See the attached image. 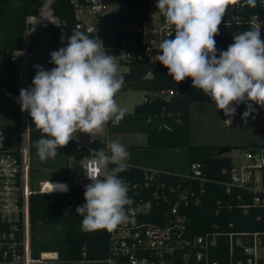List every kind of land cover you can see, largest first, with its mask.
I'll list each match as a JSON object with an SVG mask.
<instances>
[{"label":"trees","instance_id":"obj_1","mask_svg":"<svg viewBox=\"0 0 264 264\" xmlns=\"http://www.w3.org/2000/svg\"><path fill=\"white\" fill-rule=\"evenodd\" d=\"M86 4L87 0H78ZM109 3L119 4L120 7L113 15L119 22L142 27L149 19V0H105ZM42 0H0V83L15 92L19 91V64L13 61L15 52L23 48L24 34L27 28V16L39 10ZM55 14L63 22L62 24L46 25L43 31L50 34L48 48L60 47V31H65L66 46L68 39L76 29L78 17L76 6L72 0H55L53 3ZM254 10L261 11L259 3ZM85 32L93 39V34ZM142 30L126 28L118 29L116 44L123 38L127 40L126 48L130 55L120 57L118 64L127 65V70H118L124 76V84L121 89H143L160 92V95L148 96L147 99L136 104L132 112L125 113L119 125L112 120L108 121V131H143L147 133V144L144 145L150 153H156L167 149L182 148L186 152L185 170L165 169L171 172H186L190 169L192 162L199 161L202 164L204 175L210 180H185L183 185H191L200 197V202L192 204L184 209L187 211L189 226L196 234L204 233L209 229L216 230H252L261 233L264 243V207L252 205L246 208L244 203H251L253 193L240 187H232L226 190L222 182L216 180L227 178L223 173L224 168L233 166V158L225 153H220L222 145L234 147H246L245 149L257 150L264 148V138L261 140L250 137L246 143L232 141L198 142L195 137L196 119L194 114L195 101L199 104H215L211 98L206 96L202 90L192 86V78L176 83L168 75V69L157 59L151 58L145 51L142 43ZM111 54L110 51L106 52ZM174 93L169 95L168 90ZM216 105V104H215ZM255 119L259 127L264 129V108L253 102ZM240 108L244 112L245 105ZM255 121V120H254ZM113 123V124H112ZM9 135V134H8ZM42 132L36 129L31 119L30 147L32 176L42 170L41 163L35 143L41 138ZM78 139L72 135V140L67 146L58 149V155H64L65 177L69 179L68 158L76 157L80 160L89 150L78 147ZM11 147L17 148L18 141L9 135ZM96 148L105 146V142L99 139L94 141ZM138 152L134 156L137 155ZM129 161V160H127ZM127 163V170L119 173V177L126 183L143 182L146 179V171L137 163ZM115 165L110 164V169ZM157 168H160L156 165ZM162 177L171 182L182 181L178 175L162 173ZM264 178V170H263ZM87 184L72 185L69 190L54 192H34L30 199V216L32 231V254L38 257L41 251L48 252L57 250L59 258L67 261H77L85 264H98L96 261L104 259L109 252L110 231L98 229L92 232H84L80 229L83 219L76 213L77 206L83 205L84 186ZM35 186V185H34ZM161 210L153 209L152 217ZM68 213V214H65ZM65 214V215H64ZM232 223L233 225H230ZM51 227L53 233L46 237V228ZM59 227L62 232L59 234ZM223 251L217 257L221 264H229L228 240L222 238ZM239 257H244L241 247H237ZM237 264V263H235Z\"/></svg>","mask_w":264,"mask_h":264},{"label":"built area","instance_id":"obj_2","mask_svg":"<svg viewBox=\"0 0 264 264\" xmlns=\"http://www.w3.org/2000/svg\"><path fill=\"white\" fill-rule=\"evenodd\" d=\"M42 1L39 10L27 16L23 48L17 50L13 57L15 62L18 54H21V62H16L20 67L19 91L15 92L1 86L5 94L15 101L19 98L21 88L28 89L32 85L28 81L26 67L27 53L35 34L43 31L46 25L63 23L55 14L53 8L55 0ZM72 1L77 11L84 13L76 27L93 34V39L97 43H103L104 48L101 50L104 52L122 49V57L130 55L125 38L116 44L118 29L142 30L143 47L153 59H157L162 40L175 38L174 25L167 24L163 15L154 24L138 28L132 25L122 27L120 22L113 18L120 7L119 4L105 0H87L86 4L79 3L78 0ZM257 3L264 11V2L257 0ZM218 28L219 34L214 37L218 49L217 56L234 42L233 35L247 30L260 28L261 40L264 41V15L261 11L254 10V7L245 6L244 0L227 7ZM170 32L172 34L168 36ZM173 93V89L168 90L169 95ZM160 94L154 92L153 96ZM21 113L22 132L17 148L11 147L8 143L9 135L0 125V264H40L49 258H59L58 251H52L54 257H46L44 251H41L38 257L32 254L30 199L34 192H48V187L46 180L40 181L38 188L32 185L31 116L28 111ZM95 140L97 138L91 137L86 141H78V147H85L89 152L78 161L77 180L74 182L68 180V190L74 184L91 182L82 165L95 166L92 150L108 151L107 144L110 142H106L102 148H96ZM233 162L230 169H223L227 178L216 181L222 182L228 192L232 187H240L253 193L252 202L244 203L246 208L252 205L264 207V148L246 149L244 160ZM144 168L149 173L143 182L126 183L127 195L133 200L131 205L126 206L128 219L110 231L108 255L96 261L98 264H221L217 254L223 251L222 238L228 240L229 264H264V253L261 251L264 243L258 231L209 229L196 234L190 228L187 211L184 209L199 203L200 197L191 185H183V181L210 180L204 175L201 162H192L186 172ZM107 169L110 170V164ZM162 173L178 175L182 181L171 182L162 177ZM153 209L161 210L154 214L155 218L152 217ZM237 247H241L244 257L237 256Z\"/></svg>","mask_w":264,"mask_h":264},{"label":"clouds","instance_id":"obj_3","mask_svg":"<svg viewBox=\"0 0 264 264\" xmlns=\"http://www.w3.org/2000/svg\"><path fill=\"white\" fill-rule=\"evenodd\" d=\"M238 2L157 0V8L167 24L174 25L175 32L174 39L160 42L157 61L176 83L191 77L192 86L223 110L228 124L236 115V105L245 104L241 116L244 120L256 111L253 102L264 108V41L260 28L233 35L234 42L217 56L214 37L219 34L218 26L227 7ZM256 3L244 0L245 6L256 7ZM102 48L103 43L76 28L66 47L50 53L49 63L56 67L45 70L35 65L32 85L20 89L17 102L21 111L29 112L43 134L35 143L41 161L55 158L58 149L72 140L73 133L99 132L109 120L119 125L124 118L126 110L114 99L124 76L118 71L114 55ZM107 149L92 150L95 166L82 165L91 181L84 186L86 202L75 209L83 217L80 229L84 232L113 231L127 221L126 206L133 203L118 175L127 170L130 153L118 141L108 143ZM109 164L115 167L108 170ZM49 185V193L68 190L66 183Z\"/></svg>","mask_w":264,"mask_h":264},{"label":"rangeland","instance_id":"obj_4","mask_svg":"<svg viewBox=\"0 0 264 264\" xmlns=\"http://www.w3.org/2000/svg\"><path fill=\"white\" fill-rule=\"evenodd\" d=\"M149 19L145 22V26L149 24L157 23L161 16L163 15L157 8V0H149ZM79 15L84 16L82 11L78 12ZM120 26L126 27L129 26L128 23L121 22ZM50 34L47 31H41L35 34L33 41L29 46L27 53V75L29 83H32L33 77L36 74L37 69L35 65H41L45 70H50L56 65L49 63L50 53L52 51L59 50L61 47H66L65 42V31L62 29L60 31V47L59 48H48ZM122 49H116L112 52L114 59L117 62L119 55H122ZM1 56V55H0ZM119 59V58H118ZM17 61L21 62V54H18ZM1 62V60H0ZM118 64V63H117ZM127 65L118 64V70H127ZM3 86L0 83V125L6 130L7 134L13 137L14 140L20 142L21 132H22V113L20 106L11 97L7 96L4 90L1 88ZM146 94H151L148 90L143 89H120L116 94L114 99L119 107L126 110V112H132L136 104L142 102ZM152 96V94H151ZM245 105L241 103L236 105V115L231 117V124H228L226 119H229L224 115L223 110L217 109L215 104H199L195 101L194 103V114L196 119V125L194 128L195 137L198 142H227L232 141L236 143H246L250 137L261 140L264 138V129L259 127L255 119V112L252 113L247 120L241 118L242 109L240 106ZM125 112V113H126ZM254 117V118H253ZM255 120V121H254ZM108 122L104 125L100 132H93V136L106 135L107 129L106 126ZM110 132V131H109ZM147 133L137 131L116 134L115 136H109V139L112 138L122 145L125 146L126 150L130 153L128 163H141L145 166H163L172 169H181L186 166V152L182 148L177 149H167L163 151H158L156 153H150L147 151L146 147L139 144L145 138ZM75 138H82L84 141L88 139V133L77 132L72 134ZM246 147H234L228 154L233 160L241 161L244 160L245 149ZM138 152V158L134 156ZM32 154V153H31ZM137 154V155H138ZM33 156V155H32ZM31 156V157H32ZM41 161V160H40ZM43 164V171L39 170L36 172L35 176H32L31 170V179L32 185L35 188L39 187L40 181H53V180H63L65 177L63 166L65 165L64 155L60 154L59 157L48 158L45 161L41 162ZM78 159L74 156L68 158L69 166V180L74 181L75 177H78L76 171L79 170L76 168ZM64 164V165H63ZM64 176V177H63ZM53 178V179H52ZM35 185V186H34ZM59 234L62 232V228L59 227L57 230ZM53 233L51 227L46 228L45 235L49 237ZM57 251V250H52ZM52 251L45 252L46 257H54ZM264 253V248L261 249ZM40 264H85L77 261H67L60 258L56 259H47Z\"/></svg>","mask_w":264,"mask_h":264},{"label":"crops","instance_id":"obj_5","mask_svg":"<svg viewBox=\"0 0 264 264\" xmlns=\"http://www.w3.org/2000/svg\"><path fill=\"white\" fill-rule=\"evenodd\" d=\"M79 11H77V9H76V15H77V17H78V19H80V18H82V17H84V16H81V15H79V13H78ZM119 22V21H118ZM121 23V22H120ZM126 23V22H125ZM145 24V23H144ZM115 51V50H114ZM114 51H112V52H114ZM112 52H111V54L110 55H112ZM120 57H122V55H119V57L118 58H120ZM118 58H117V61H118ZM15 62H17V63H19V61H17L16 59H15ZM149 91V90H148ZM151 94H152V96L154 95V92L153 91H149ZM151 94H146L145 95V97H148V96H151ZM145 97H144V100H145ZM126 113H129V112H126ZM113 122V121H112ZM114 123V122H113ZM112 123V124H113ZM106 128H108V125L106 126ZM110 131V130H109ZM108 131V129H107V133H106V135H102V136H99L98 137V135L100 134V132H98L99 134L98 135H95V136H93L94 134L93 133H91V134H88V139H90L91 137H95V138H97V139H99L100 141H102V142H112V141H116V140H114L113 138H112V140L111 139H109V136H115L116 134H120V136H121V134L122 133H129V132H137V131H110L109 132ZM141 132H143V131H141ZM146 133V132H145ZM78 140H83L82 138H80V137H78L77 138ZM87 139V140H88ZM84 141V140H83ZM134 144H139V145H146L147 144V134H146V136H145V138L142 140V142H140V143H134ZM177 149V148H176ZM139 156V155H138ZM138 156H136L137 158H138ZM79 161V160H78ZM136 164V163H135ZM138 165H140V166H143V167H154V168H157L156 167V165H154V166H145V165H143V164H141V163H137ZM158 166V165H157ZM158 167H160V168H165V169H171V168H168V167H163V166H158ZM186 166H184V168H185ZM184 168H181V169H179V170H175V171H182V170H185ZM77 173V172H76ZM53 179V178H52ZM69 180V179H68ZM75 180H77V177H75V179H74V181ZM74 181H71V182H74ZM74 185H77V184H74Z\"/></svg>","mask_w":264,"mask_h":264},{"label":"water","instance_id":"obj_6","mask_svg":"<svg viewBox=\"0 0 264 264\" xmlns=\"http://www.w3.org/2000/svg\"><path fill=\"white\" fill-rule=\"evenodd\" d=\"M231 150H232V146H230V145H222L219 148L220 153H228Z\"/></svg>","mask_w":264,"mask_h":264},{"label":"bare ground","instance_id":"obj_7","mask_svg":"<svg viewBox=\"0 0 264 264\" xmlns=\"http://www.w3.org/2000/svg\"><path fill=\"white\" fill-rule=\"evenodd\" d=\"M47 182V184H46V187H48L47 189L49 190V182H51V183H56V182H60V183H66L67 184V186L69 187V183H68V180H53V181H46ZM57 191H59V190H57ZM53 253V252H52Z\"/></svg>","mask_w":264,"mask_h":264}]
</instances>
